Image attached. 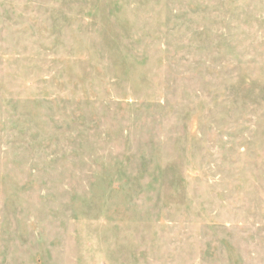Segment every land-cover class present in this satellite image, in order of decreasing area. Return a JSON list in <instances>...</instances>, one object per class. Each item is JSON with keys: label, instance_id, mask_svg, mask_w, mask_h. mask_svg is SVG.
<instances>
[{"label": "rangeland", "instance_id": "obj_1", "mask_svg": "<svg viewBox=\"0 0 264 264\" xmlns=\"http://www.w3.org/2000/svg\"><path fill=\"white\" fill-rule=\"evenodd\" d=\"M0 264H264V0H0Z\"/></svg>", "mask_w": 264, "mask_h": 264}]
</instances>
